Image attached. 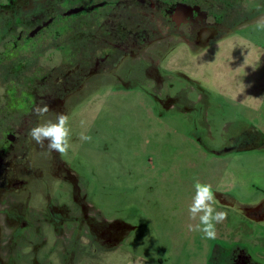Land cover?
I'll return each instance as SVG.
<instances>
[{
  "label": "rangeland",
  "instance_id": "rangeland-1",
  "mask_svg": "<svg viewBox=\"0 0 264 264\" xmlns=\"http://www.w3.org/2000/svg\"><path fill=\"white\" fill-rule=\"evenodd\" d=\"M256 24L199 52L155 44L119 83L95 82L73 97L64 112L70 148L56 152L61 177L46 172V185L31 189V227L13 242L14 264H206L214 244L235 243L264 263V209L256 208L264 201V29ZM38 154L46 165L47 151ZM197 182L211 185L212 206L227 213L213 239L192 230ZM45 195L72 218L60 235L46 221ZM250 209L255 220L243 214ZM83 214L97 238L77 225Z\"/></svg>",
  "mask_w": 264,
  "mask_h": 264
},
{
  "label": "flooded vegetation",
  "instance_id": "flooded-vegetation-1",
  "mask_svg": "<svg viewBox=\"0 0 264 264\" xmlns=\"http://www.w3.org/2000/svg\"><path fill=\"white\" fill-rule=\"evenodd\" d=\"M262 17L264 0H0V264H14L13 242L31 227V189L46 185V172L61 177L62 159L37 145L31 128L55 121L90 84L120 81L126 66L143 61L142 53L155 44L178 42L199 52ZM45 103L48 114L36 116L34 108ZM33 150L47 151L46 165ZM44 204L46 221L60 235L72 218L47 195ZM88 218L83 214L77 225L89 227ZM4 226L11 233L7 243ZM206 264L264 263L235 243L214 244Z\"/></svg>",
  "mask_w": 264,
  "mask_h": 264
},
{
  "label": "clouds",
  "instance_id": "clouds-1",
  "mask_svg": "<svg viewBox=\"0 0 264 264\" xmlns=\"http://www.w3.org/2000/svg\"><path fill=\"white\" fill-rule=\"evenodd\" d=\"M256 26L264 29V17L257 21ZM50 110L47 103L43 106L37 105L34 108V114L38 117H45ZM29 135L33 141L41 148H46L47 151H55L60 154H66L70 148L69 137V117L64 113H58L56 120H47L39 123L31 128ZM82 141H89L91 137L82 135ZM47 141V144L45 142ZM214 201V194L211 185H202L196 183V196L194 203L190 209L195 218V215L201 213L199 216L200 223L195 229L201 231L206 238L213 239L216 236L215 225L222 223L227 218V213L224 211H216L212 206Z\"/></svg>",
  "mask_w": 264,
  "mask_h": 264
},
{
  "label": "trees",
  "instance_id": "trees-1",
  "mask_svg": "<svg viewBox=\"0 0 264 264\" xmlns=\"http://www.w3.org/2000/svg\"><path fill=\"white\" fill-rule=\"evenodd\" d=\"M263 205V209H264V201L262 202V203H260L258 206H256V208H260V206H262ZM253 211H254V209H253ZM251 209L249 210V212H246V211H244L243 212V214L246 216V217H248L249 219L250 218H252V219H254L255 220V218H254V216H253V214H252V212H253ZM260 212H264V210H262V211H260ZM261 215V217H260V219L259 220H261V218H262V214H260ZM96 226V225H95ZM89 227H90V229H91V231H92V234L95 236L96 235V233L93 231V229H92V227L94 228V224L92 223V224H89ZM96 238H97V236H95Z\"/></svg>",
  "mask_w": 264,
  "mask_h": 264
}]
</instances>
